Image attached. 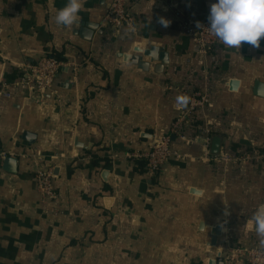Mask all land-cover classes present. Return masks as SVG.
<instances>
[{"label": "crops", "instance_id": "1", "mask_svg": "<svg viewBox=\"0 0 264 264\" xmlns=\"http://www.w3.org/2000/svg\"><path fill=\"white\" fill-rule=\"evenodd\" d=\"M111 1L84 0L79 26L66 28L54 18L68 0H0V84L45 54L79 66L60 71L55 94L0 96V264H223L230 242L261 246L250 221L264 166L202 157L205 127L211 151L214 138L219 152L264 151V37L258 49L202 54L176 12L208 21L216 0H129L135 33L103 28ZM155 46L169 53L162 71L145 54ZM205 87L196 142L172 135L178 156L150 176L128 155L170 133L187 95ZM50 167L56 196L43 199L35 172Z\"/></svg>", "mask_w": 264, "mask_h": 264}, {"label": "built area", "instance_id": "2", "mask_svg": "<svg viewBox=\"0 0 264 264\" xmlns=\"http://www.w3.org/2000/svg\"><path fill=\"white\" fill-rule=\"evenodd\" d=\"M129 0H112L103 16L102 26L107 30L118 32L127 28L129 32L137 31V15L135 6L130 7ZM177 26L202 53L216 55L221 46V41L212 35L208 28L209 21L200 20L191 14H186L178 9L176 12ZM200 22L204 28H198ZM70 67L76 72L79 66L69 60H63L45 54L37 63L24 66L19 71L17 82L12 85L1 83L0 96L11 98V88H22L29 94H55V84L60 71ZM57 95V94H56ZM55 95V96H56ZM57 97V96H56ZM57 99H59L57 97ZM210 105V90L205 87L187 95V107L185 113L180 115L173 123L170 133L156 137L149 145V149L134 152L128 156L142 161L150 176L157 177L162 173L171 160L178 156L172 149V135L180 140H194L189 137V130L199 113ZM205 138L203 140V159L217 161L223 166L237 167L241 164L255 163L264 166V151L257 148L234 149L231 145H224L218 155H212L210 149L211 134L205 127ZM7 158L6 152H0V161ZM54 168L38 169L35 172L37 189L43 199H54L56 196L54 186ZM223 264H264V247L245 246L237 242H230L223 259Z\"/></svg>", "mask_w": 264, "mask_h": 264}, {"label": "clouds", "instance_id": "3", "mask_svg": "<svg viewBox=\"0 0 264 264\" xmlns=\"http://www.w3.org/2000/svg\"><path fill=\"white\" fill-rule=\"evenodd\" d=\"M83 4L84 0H68L66 6L57 11L55 23L66 28L79 26L78 13ZM208 21L209 32L225 46L240 49L242 43H247L258 49L264 37V0H216L210 5ZM158 22L163 27L170 24L163 17ZM196 26L204 28L200 22ZM250 224L254 226L260 245L264 247V204L259 205L253 213Z\"/></svg>", "mask_w": 264, "mask_h": 264}, {"label": "water", "instance_id": "4", "mask_svg": "<svg viewBox=\"0 0 264 264\" xmlns=\"http://www.w3.org/2000/svg\"><path fill=\"white\" fill-rule=\"evenodd\" d=\"M146 56L151 57L153 60H160V64L158 65V71H162L164 66L169 63V53L165 52L163 49L159 47H152L150 50H148L146 53ZM136 64H139L142 68H146L147 64L144 62H141L139 58H134L133 60ZM221 145L220 138H214L213 139V146H212V153L218 154L219 149ZM14 159L8 158L6 160V163H14ZM11 163V164H12Z\"/></svg>", "mask_w": 264, "mask_h": 264}]
</instances>
